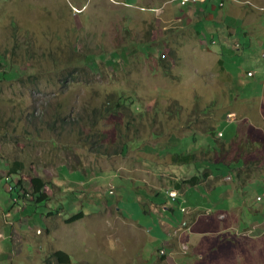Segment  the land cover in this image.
Wrapping results in <instances>:
<instances>
[{
  "label": "rangeland",
  "instance_id": "374dc122",
  "mask_svg": "<svg viewBox=\"0 0 264 264\" xmlns=\"http://www.w3.org/2000/svg\"><path fill=\"white\" fill-rule=\"evenodd\" d=\"M206 13L198 7L192 16L174 0H0V52L25 71L0 81V264H48L55 248L76 264H150L149 254L162 245V237L152 241L132 230H95L97 221L69 230L62 217L55 219L59 230L47 236V214L68 207L72 214H91L104 202H119L116 207L128 219H140L141 201L151 198L142 180L167 189L176 180L174 173L158 179L147 165H173L171 154L194 146L200 163L176 165L202 175L210 164L203 159L241 157L245 161L234 171L241 170L243 180L224 179L235 173L219 165L194 195L190 188L179 202L169 198L174 220L185 216L186 198L206 210L228 193L222 207H234L229 215L234 218L224 225L231 230L208 224L218 232L186 242L183 250L177 245L174 260L264 264V90L258 91L255 75L247 74L264 64V0L228 1L211 22ZM244 38L250 43L236 49ZM71 54L87 55L86 71L64 86L61 74L79 66H69ZM32 66L35 71L26 73ZM117 92L135 96V111L97 115L89 130L92 109L117 98ZM58 104L67 123L55 129L48 122ZM209 127L216 133L207 132ZM94 130L99 144L92 147L91 135L85 138ZM123 141L129 143L126 154L120 152ZM208 141L211 149L203 147ZM14 160L24 169L11 176L8 165ZM35 176L47 182L49 197L60 198L36 203L10 192L19 178L31 192ZM67 198L84 202L70 207ZM111 211L115 217V207ZM100 215L103 222L108 209ZM238 220L242 230L236 233ZM52 262L58 264L55 257Z\"/></svg>",
  "mask_w": 264,
  "mask_h": 264
},
{
  "label": "crops",
  "instance_id": "0c3cea01",
  "mask_svg": "<svg viewBox=\"0 0 264 264\" xmlns=\"http://www.w3.org/2000/svg\"><path fill=\"white\" fill-rule=\"evenodd\" d=\"M228 1H232V0H225V4L224 6H226ZM175 3L178 5V3L175 1ZM205 2H200L197 4H189L186 5L184 7L178 5L179 7L182 8V10H185L187 12H190L191 15H194L195 10H197V8H202L203 10L207 11V17L209 18V21H214V17L216 12L220 9V8H224V6H221L218 2L215 3L211 2V5L208 4V6L206 5ZM220 5V6H219ZM215 6V7H213ZM219 6V7H217ZM230 19V18H229ZM231 20V19H230ZM210 21V22H211ZM229 20L224 19V23L227 22L228 23ZM208 22V21H207ZM210 22L208 24H210ZM214 23V22H213ZM217 25V23H215ZM220 27H223V22L220 24ZM208 36V35H207ZM215 35L213 34V36L211 38H214ZM247 38H244L243 41H246ZM212 41V39H211ZM212 42H216V39L214 38ZM238 47H236V49H238ZM264 48V46H263ZM240 51V50H239ZM259 56V55H258ZM260 60L264 63V52L261 54ZM260 70H255V69H250L248 72H253L252 75L250 76H254L255 75V79L253 86H255L258 91L260 90L261 92L264 90V64L261 65ZM248 74V73H247ZM172 155V154H171ZM173 163V161H172ZM172 165V164H171ZM171 165H163V164H158L155 163L153 165H147L150 170L148 169V171H150V173L156 175V177L159 179L160 175H167V174H175L176 176V180L173 181V188H165L162 187L163 185H159V186H154L151 185L149 182H147L146 180H142L143 182V187L142 188H146L147 192L150 194L151 198L147 199L149 202L146 201H141L142 202V207L143 210L141 213V217L140 219H134V218H130L128 219V217H126L123 212H121V210L119 208H117L116 206H118L119 202H116L115 204L113 203H108V202H104V204H102V207L99 208V210L91 213V214H86L85 211H79L78 213H82L83 215H81V217L75 221H67V219L73 217L75 214H72L73 210L70 209L69 207L67 209H65L63 211V209H57L55 211H49L47 214L48 220L49 222V226L47 227L46 230V234L47 236H50L52 234H55L56 231L55 230H59V227L56 226L55 224V219H58L62 217L63 219V226L66 227L69 230H76L77 228L75 227L76 224H78L79 222H84V223H92L93 221H97L93 223V228L95 230H132L135 232L136 235H142V236H148L149 238H151V240H159L160 237H162L163 240H159L162 241V245L158 246L157 249H155V253L153 254H149L152 256V262H150V264H179L177 262V260H174L173 257V253L175 251H177L176 246L180 245V248L186 249L188 245L186 242H191V241H195L197 240L196 238L199 236L201 237L202 235H206L209 234L211 232H218V230L214 229V228H210L213 226H208V224H214V222L216 223H221L222 228L220 229V231L223 230H231L232 228L226 227L224 228L225 222H227L228 220H232V218H234L233 216H229L230 214H232V209L234 207H229L226 209L223 206V201H221L223 198L229 197L230 198V194L225 193L224 196H221V199H218V201L216 203H214V207H208L206 210H202L200 209L199 204L197 203V201H194L193 199H188L186 198L185 201H188L189 205L188 207L185 209V216L183 218H178L177 220H174V218L172 217V213L174 211V208L170 205L169 203V198L172 199H176V202H179V198L181 195H187L188 189L193 188L191 190H189V193H191L192 195H194L195 188L198 187L201 183L205 182L202 181L200 184L198 185H192L191 183L188 184H183L181 187L180 185H178L182 179H188L193 175H198V173H194V169L193 167L191 168V172H188L186 167L189 166H185V165H176L175 163L171 166ZM193 166V164H191ZM214 168V166H213ZM170 171H172L171 173H169ZM212 174V173H211ZM209 175L208 178L213 177L214 175ZM216 175V174H215ZM219 175V174H218ZM232 174L226 175L224 177V179L226 178H232L231 176ZM142 179V178H140ZM208 181V179H207ZM222 184L223 186L224 183H219ZM174 189V190H173ZM212 190L214 189V187L211 188ZM224 191V190H223ZM170 192H178L177 196H171ZM230 195V196H229ZM65 197V196H62ZM61 197V198H62ZM257 196V200H258ZM60 197L57 196L56 198H52L49 197L48 198V202L51 200H58ZM66 198V197H65ZM68 203L70 207H74V205L79 206L80 204H82L83 202L76 204V199L75 198H70L68 199ZM80 201V200H79ZM145 203V205H144ZM115 207L116 213L117 215L114 217L113 212L111 210H113V208ZM240 207V206H239ZM107 208L108 209V216L106 218H104L101 222V219L103 217H100L103 213V209ZM24 210V209H19V211ZM54 210V209H53ZM70 211V214H69ZM100 215V216H99ZM148 216H150V219H147ZM156 216L158 217V219L156 218ZM152 217V218H151ZM228 217V218H227ZM142 218L144 219V222L142 221ZM57 219V222H58ZM134 219V220H133ZM235 225V224H234ZM236 226V225H235ZM239 226V227H238ZM240 220H238L237 223V227L234 229L236 233H239L240 230ZM66 229V230H67ZM153 230H164V232H160L157 231L155 233H153ZM44 230L41 229H37L36 232L37 234H43ZM15 232V231H14ZM194 236V239L191 240L189 239L190 235ZM0 237H3V234L0 233ZM57 250H62V249H58L55 248L52 251L55 252ZM161 250H165L166 253H161ZM64 251V250H63ZM141 251V250H140ZM66 252V251H65ZM68 253V252H66ZM69 254V253H68ZM136 257H139V261H143L146 262L147 260L143 259V257L140 255V252L137 251ZM71 257V256H70ZM173 258V259H172ZM136 260H138L137 258H135ZM44 261V260H43ZM53 264V262H52ZM70 264H76V263H72V259H71V263Z\"/></svg>",
  "mask_w": 264,
  "mask_h": 264
},
{
  "label": "trees",
  "instance_id": "16d2710c",
  "mask_svg": "<svg viewBox=\"0 0 264 264\" xmlns=\"http://www.w3.org/2000/svg\"><path fill=\"white\" fill-rule=\"evenodd\" d=\"M222 0H208L206 3V5L208 6V4L211 5V2H218L220 3ZM204 3V4H205ZM220 6V5H219ZM217 6V7H219ZM220 8V7H219ZM246 33V32H244ZM250 43L248 41V39L246 41H243L240 39V44H243V46H239L238 49H243L245 48V44ZM238 47V46H237ZM238 54H241L238 52ZM88 60L87 55L86 56H82L80 54H71V56H69L68 58V64L69 66H73L74 64L78 63L79 66H77V69H70L68 72H63L61 81L63 82L64 86H68L67 83L70 82H78L79 81V76L80 74H85V68H83V66L85 67L86 61ZM15 63L13 62V58L9 57L7 52L1 53L0 52V81L2 80H12V79H16V78H20L22 77L23 73H25V71H21L15 68ZM7 67V68H6ZM80 67V68H79ZM28 70H26V73L28 74H32V72L35 71V67H28ZM28 71V72H27ZM115 95V94H114ZM135 96L133 95H128L125 94L123 92L118 93L117 92V98L115 99H111V97L105 101L104 105L102 104L101 107H99L100 109L97 108H93L92 109V116L91 114L89 115V124H88V129L89 130H93L95 128V126L97 125V118L99 116L97 115H101L102 117L106 116V115H110L112 113H120V112H125L128 113V115L131 116V114L135 111V108L133 109L132 106L135 104ZM136 106V105H135ZM52 116H54L53 122H48L50 125L48 127H52V128H57V124H60L61 128H65V124L67 123V116L64 114L63 111V106L62 104H58V106L52 110ZM93 118V119H92ZM95 118V119H94ZM30 120V119H29ZM80 120L78 119V122L75 123L76 126L79 125ZM47 123V125H48ZM215 128L213 127H209L207 132H211L212 134H215L216 132L214 131ZM80 134L83 133L82 129L80 130ZM95 132H92L90 134L87 133L86 134V139H88L89 135H91V137L89 138V141H93L97 136L96 134V130H94ZM98 133V132H97ZM125 137V136H123ZM192 137L195 139L196 135H192ZM126 139V138H125ZM210 141V140H209ZM209 141L207 142L206 145H202L203 147H206V149H211V146L209 144ZM216 141V140H215ZM191 142H193V139L191 140ZM217 143V142H215ZM98 139H96V141H93L91 143L92 147L98 145ZM197 147V146H194ZM194 147H188L186 152H177L172 154V161L175 164H190L191 163H195V165H197V163H200V159L198 158V155L195 152V148ZM129 149V143L127 141H123L120 152L122 154H126V152ZM118 151H115V153H117ZM203 163L207 162L210 163L207 166L209 168H205L203 167L204 171H201L202 175H193L188 179H182L180 182H178L180 185V187L183 184H188L191 183L192 185H198L200 184L202 181H205L208 179L209 175L211 173H213V171L220 169L219 165H226L225 167L227 169L232 168V170L234 171V169H239L240 166H237L239 163L245 161V159L238 157L236 160H234L233 162H225L224 160L220 159L218 161H212L210 159L202 160ZM9 175H13V173L19 174L20 171L22 169H24V163L21 160H14L9 162ZM214 166V169H213ZM218 166V167H215ZM251 170V169H250ZM252 171V170H251ZM235 173V171H234ZM249 173V172H248ZM233 180L239 179V180H243L242 178V171L240 170L239 172L235 173V175H231ZM32 182V190L31 192H28V190L26 188L23 187V179L19 178L17 180V183L12 186V189H10L12 192V190H16V193L18 195V197H20L19 199H24V200H32L36 203H40V202H45L48 200L49 196L47 194V192L44 190L45 186L47 185V182L39 177V176H35L32 177L31 179ZM16 198V197H14ZM81 215H83L82 213H78L75 214L73 217L67 219V221H75L77 219H79L81 217ZM55 257L58 264H70L71 263V257L68 253H66L63 250H57L55 252L52 253V255L50 256V258L48 259V264H52V258Z\"/></svg>",
  "mask_w": 264,
  "mask_h": 264
},
{
  "label": "built area",
  "instance_id": "2783aa9c",
  "mask_svg": "<svg viewBox=\"0 0 264 264\" xmlns=\"http://www.w3.org/2000/svg\"><path fill=\"white\" fill-rule=\"evenodd\" d=\"M178 5L184 7L185 5H188V4H197V3H200V2H206L207 0H175ZM225 4V0H222L220 2V5L221 6H224ZM249 75H252L253 73H248ZM220 135H222V133L220 132ZM170 195L171 196H177L176 194H173L170 192ZM258 199H261L260 197H258ZM161 253H165V250H162Z\"/></svg>",
  "mask_w": 264,
  "mask_h": 264
},
{
  "label": "bare ground",
  "instance_id": "6f19581e",
  "mask_svg": "<svg viewBox=\"0 0 264 264\" xmlns=\"http://www.w3.org/2000/svg\"><path fill=\"white\" fill-rule=\"evenodd\" d=\"M185 6H186V5H185ZM249 73H253V72H249ZM172 193L177 195V192H172Z\"/></svg>",
  "mask_w": 264,
  "mask_h": 264
},
{
  "label": "clouds",
  "instance_id": "9594fccd",
  "mask_svg": "<svg viewBox=\"0 0 264 264\" xmlns=\"http://www.w3.org/2000/svg\"><path fill=\"white\" fill-rule=\"evenodd\" d=\"M174 1H175V0H174ZM207 1H208V0H207ZM207 1H206V2H207ZM219 4H220V3H219ZM248 73H249V72H248ZM248 75H249V74H248ZM161 251H162V250H161Z\"/></svg>",
  "mask_w": 264,
  "mask_h": 264
}]
</instances>
